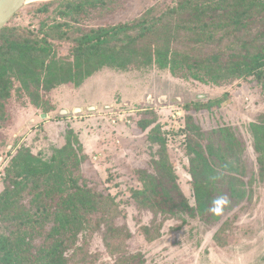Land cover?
Returning a JSON list of instances; mask_svg holds the SVG:
<instances>
[{
  "label": "trees",
  "instance_id": "1",
  "mask_svg": "<svg viewBox=\"0 0 264 264\" xmlns=\"http://www.w3.org/2000/svg\"><path fill=\"white\" fill-rule=\"evenodd\" d=\"M121 1L40 0L13 16L27 15L30 21H9L0 31V126L14 92L39 105L54 88L78 87L104 67L127 71L157 66L174 77L214 86L254 76L264 93V0L156 2L130 20L84 24L92 12L124 9ZM63 46L67 54L59 53ZM222 101L186 108L199 111ZM153 123L147 119L141 129ZM249 127L264 179V113ZM184 132L194 203L179 186L165 138L154 126L146 140L157 146L156 156L152 171L136 170L140 186L131 188L135 205L155 217L181 218L184 224L183 216L216 218L230 200L248 199L255 178L252 173L245 179L249 172L238 134L228 126L205 131L190 114ZM86 161L72 128L49 159L27 146L15 151L0 180V264H90L85 241L94 233L101 234L117 264L144 263L141 253H129L131 232L116 223L120 208L115 197L98 190L81 171ZM155 217L142 228L149 241L161 235L164 218L157 222Z\"/></svg>",
  "mask_w": 264,
  "mask_h": 264
},
{
  "label": "rangeland",
  "instance_id": "2",
  "mask_svg": "<svg viewBox=\"0 0 264 264\" xmlns=\"http://www.w3.org/2000/svg\"><path fill=\"white\" fill-rule=\"evenodd\" d=\"M172 1L122 0L119 5H125L124 9L118 6L109 13L92 12L84 24L130 20L156 2ZM29 21L21 14L10 23L27 25ZM68 52L67 46L59 49V53ZM92 76L78 87L63 84L54 88L39 105L30 96L13 93L6 105L8 117L0 126V180L20 146L49 159L65 143L66 130L72 128L88 155L81 171L98 190L115 197L120 208L116 223L126 225L131 232L127 240L129 253H141L143 264H264V179L258 174L249 127L264 113V93L254 76L223 86L174 77L157 66L127 71L104 67ZM218 98L223 101L209 109L186 108ZM46 107L52 110L47 112ZM188 114L205 131L222 126L235 131L245 149L243 158L249 172L245 179L253 173L255 180L248 199L230 200L216 218L183 216L182 224L181 218L155 217L139 209L131 188L140 186L137 169L152 171L157 146L146 140V134L156 126L165 138L177 182L190 204L194 203L184 143V119ZM147 119L155 123L142 130ZM154 217L157 222L164 218V222L161 235L149 241L142 228L152 224ZM224 222L225 229L215 237ZM85 245L90 264H117L100 233L87 236Z\"/></svg>",
  "mask_w": 264,
  "mask_h": 264
},
{
  "label": "water",
  "instance_id": "3",
  "mask_svg": "<svg viewBox=\"0 0 264 264\" xmlns=\"http://www.w3.org/2000/svg\"><path fill=\"white\" fill-rule=\"evenodd\" d=\"M40 0H0V31L7 25L11 18L27 4ZM79 110V108H75ZM66 112V109H62Z\"/></svg>",
  "mask_w": 264,
  "mask_h": 264
},
{
  "label": "crops",
  "instance_id": "4",
  "mask_svg": "<svg viewBox=\"0 0 264 264\" xmlns=\"http://www.w3.org/2000/svg\"><path fill=\"white\" fill-rule=\"evenodd\" d=\"M96 75H97V74H96ZM91 77H93V76H90L89 78H91ZM89 78H88V79H89ZM88 79H86V80H88ZM86 80H85V81H86Z\"/></svg>",
  "mask_w": 264,
  "mask_h": 264
}]
</instances>
